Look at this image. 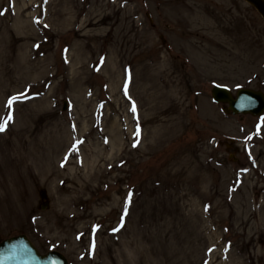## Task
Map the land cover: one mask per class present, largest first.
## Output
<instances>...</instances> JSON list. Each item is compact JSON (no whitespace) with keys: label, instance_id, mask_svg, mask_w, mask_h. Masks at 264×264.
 <instances>
[{"label":"rangeland","instance_id":"374dc122","mask_svg":"<svg viewBox=\"0 0 264 264\" xmlns=\"http://www.w3.org/2000/svg\"><path fill=\"white\" fill-rule=\"evenodd\" d=\"M0 12V241L26 234L68 264H264V114L225 115L210 93L264 92L254 6Z\"/></svg>","mask_w":264,"mask_h":264},{"label":"water","instance_id":"95a60500","mask_svg":"<svg viewBox=\"0 0 264 264\" xmlns=\"http://www.w3.org/2000/svg\"><path fill=\"white\" fill-rule=\"evenodd\" d=\"M264 17L262 0H247ZM212 98L217 103H225V113L260 115L264 110V95L260 91L239 89L234 98L224 87L216 86L211 90ZM0 264H67L66 259L56 251L45 255L37 249L25 235L6 239L0 243Z\"/></svg>","mask_w":264,"mask_h":264},{"label":"snow or ice","instance_id":"6c2138e0","mask_svg":"<svg viewBox=\"0 0 264 264\" xmlns=\"http://www.w3.org/2000/svg\"><path fill=\"white\" fill-rule=\"evenodd\" d=\"M2 14L3 13L0 12V15ZM11 104H12V100L8 102V107H11ZM133 111H135V108H133ZM10 120H11V116H9L7 120H5L2 124H0V132H4L6 130L7 124L9 123Z\"/></svg>","mask_w":264,"mask_h":264},{"label":"bare ground","instance_id":"6f19581e","mask_svg":"<svg viewBox=\"0 0 264 264\" xmlns=\"http://www.w3.org/2000/svg\"><path fill=\"white\" fill-rule=\"evenodd\" d=\"M262 1L264 2V0H262ZM244 115L252 116L251 114H244ZM60 141L62 142V140H60ZM58 144L61 145V143H58Z\"/></svg>","mask_w":264,"mask_h":264}]
</instances>
